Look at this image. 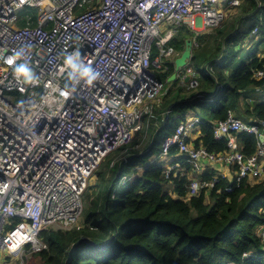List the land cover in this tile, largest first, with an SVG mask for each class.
I'll use <instances>...</instances> for the list:
<instances>
[{"label":"built area","instance_id":"obj_1","mask_svg":"<svg viewBox=\"0 0 264 264\" xmlns=\"http://www.w3.org/2000/svg\"><path fill=\"white\" fill-rule=\"evenodd\" d=\"M240 3L0 0V259H9L3 264H25V257L47 249L41 232L56 229L54 225L79 228L89 178L108 154L132 141L144 120L156 118L154 108L167 91L156 74L175 52L168 43L178 28L188 24L191 30H212ZM260 27L255 24L249 37L264 45ZM20 49L37 76L33 85L18 84L12 73L9 58ZM76 49L101 76L94 87L78 85L65 98L61 93L71 82L60 69L64 54ZM187 73V88L196 89L197 78L190 68ZM252 76L264 79V65ZM204 96L195 92L190 100ZM199 124L197 116L185 115L161 144V156H169L171 148L185 156L186 196L209 191L219 177L227 179L222 172L205 178L206 161L225 167L231 184L227 191L242 181L264 178V121H243L228 112L214 122V137L227 139L221 152L189 141ZM241 132L256 137L249 155L236 142ZM171 170L183 174L179 162L169 163L166 174ZM257 235L264 243V225ZM249 255L245 252L242 258Z\"/></svg>","mask_w":264,"mask_h":264},{"label":"trees","instance_id":"obj_2","mask_svg":"<svg viewBox=\"0 0 264 264\" xmlns=\"http://www.w3.org/2000/svg\"><path fill=\"white\" fill-rule=\"evenodd\" d=\"M237 8L239 17L234 23L223 22L210 34L195 35L186 24L178 28L168 44L180 54L185 39H196L198 46L192 49L188 67L196 71L195 92L205 96L190 100L195 92L178 85L179 79L167 82L172 62L157 72V78L168 85L156 109L159 124L153 127L146 122L140 132L149 136L140 150L118 155L134 146L133 138L102 160L91 176L93 182L84 190L79 228L41 232L48 248L35 254L42 264H64L72 243L80 237L94 245L80 244L70 264H264V243L257 235L264 225V178L242 181L227 191L230 182L219 177L209 191L186 196L189 166L183 162L185 156L176 155L174 148L168 153L175 156L170 164L179 162L183 174L174 170L166 174L169 164L158 161L164 138L188 110H195L200 118V135L194 146L210 152L226 148L227 139L215 138L212 127L228 112H235L243 121H264V100L250 102L244 93L264 90V79L252 76L254 69L264 65V48L243 55L240 44L259 22L264 34V0H241ZM199 60L202 71L197 68ZM216 86L217 93L209 99ZM240 98L244 109L239 107ZM236 138L245 155L254 151L253 134L241 132ZM204 177L210 174L204 173ZM245 252L250 255L242 258Z\"/></svg>","mask_w":264,"mask_h":264},{"label":"clouds","instance_id":"obj_3","mask_svg":"<svg viewBox=\"0 0 264 264\" xmlns=\"http://www.w3.org/2000/svg\"><path fill=\"white\" fill-rule=\"evenodd\" d=\"M21 60L23 62H18ZM9 64L18 84L33 85L37 82V76L25 58L24 49L15 52L9 58ZM60 70L61 72H67V79L71 82V87L61 93L65 98H69L75 93L78 85L83 84L88 87H94L95 82L101 76V73L92 67L91 62L86 63L83 60L79 49L64 54L63 64ZM19 103L20 107H24V101H20Z\"/></svg>","mask_w":264,"mask_h":264},{"label":"rangeland","instance_id":"obj_4","mask_svg":"<svg viewBox=\"0 0 264 264\" xmlns=\"http://www.w3.org/2000/svg\"><path fill=\"white\" fill-rule=\"evenodd\" d=\"M238 9L236 8V9H232V10H230L229 12H228V15H227V17H226V19L224 20V22H226V21H228V22H231V23H234V21L235 20H237V18L239 17V16H237L238 15ZM188 25V24H187ZM188 27H190L189 25H188ZM219 29H221V27L220 28H218V30ZM224 30H226V29H223V31ZM193 32H196V33H198V34H203V33H208V34H210V33H212L213 31L212 30H208V29H205V28H203V29H201V30H197V31H195V30H192ZM241 44V46H242V53H243V55L245 54V53H251V52H254V51H256L257 53H260L261 51H262V49L264 48V45L263 44H261L260 42H259V40L257 39V38H255V37H249V34L248 35H246V37H244V39H243V41L240 43ZM240 44H239V46H240ZM197 68L200 70V71H202L203 70V63H202V61H198V63H197ZM257 88H260V87H257ZM190 90V93H193V92H195L197 89H189ZM212 92L213 93H217V91L215 90V89H213L212 90ZM247 96H250L249 97V100H250V102L252 101V100H254V101H261V100H264V90H262V89H256V91H254V92H244ZM241 99V98H240ZM241 104L239 105V107L240 108H242V109H244L245 108V105H244V101H243V99H241V102H240ZM239 104V103H238ZM154 112H156V109L154 108ZM233 115L235 116V117H237V114L235 113V112H233ZM191 118V117H190ZM239 118V117H238ZM239 119H241V118H239ZM146 121L147 122H149L148 124L149 125H152L153 127H156L158 124H159V120H157V118H153V119H151V118H148V119H146ZM146 121L144 120V122L142 123V126H141V129L137 132V134L135 135V137H134V139H135V141H136V143L134 144V146L132 147V148H130V147H128V149L126 150V151H121L118 155H121V154H125L127 151H135V150H140L141 149V147L143 146V144L147 141V139H148V136H149V133H144V134H141V130L145 127H147V125L148 124H146ZM121 148V147H120ZM114 152V151H113ZM113 152H111V153H113ZM128 153V152H127ZM114 157H117V155L116 156H114ZM166 160H167V157H165V156H160L159 158H158V161L163 165V163H166ZM91 182H93V178L92 177H90L89 178V180H88V184H90ZM87 184V185H88ZM81 223V217H80V219H79V224ZM54 228H56V229H61V228H59V226H57V225H54ZM23 258V257H22ZM5 260H9V259H5ZM24 261H25V264H42V261L40 260V258L38 257V256H36V254H34V255H31V257H29V258H24L23 259ZM12 262H15V264H17V262L18 261H14V260H12ZM3 264V263H2Z\"/></svg>","mask_w":264,"mask_h":264},{"label":"crops","instance_id":"obj_5","mask_svg":"<svg viewBox=\"0 0 264 264\" xmlns=\"http://www.w3.org/2000/svg\"><path fill=\"white\" fill-rule=\"evenodd\" d=\"M237 9H238V8H237ZM237 12H238V11H237ZM186 25H187V24H186ZM187 26H188V25H187ZM220 26H221V25H220ZM197 35H198V34H197ZM258 40H259V39H258ZM193 48H194V47H193ZM193 48H192V49H193ZM177 56H179V53L175 51L174 54H173V56H172L171 59H170V62H172V61L174 60V58H176ZM188 68H190V69L192 70L193 75L196 74V71H193V69H192L191 67H188V64H187L184 68H182L180 71H178L177 76H176V78H175V79H179V83H178V85H180V86H186V90H187V85H186V82L184 81V77H185L186 75H188V73H187ZM195 77H196V76H195ZM175 79H174V80H175ZM172 81H173V80H172ZM167 82H168V81H167ZM166 87L168 88V85H167ZM214 89L217 91L218 86H216ZM210 94L215 96V93H213V92H211ZM162 98H163V97H162ZM159 105H160V104H159ZM159 105L156 107V109L159 107ZM185 115H186L187 117H192V116H197V117H198V115H197V113H196L195 110H188V111L185 113ZM156 116H157V113H156ZM198 118H199V117H198ZM199 119H200V118H199ZM250 120H251V119H250ZM199 135H200V127L197 126L196 129H195V131H194V133H193V134L191 135V137L189 138V141L193 144L194 140H195L197 137H199ZM236 136H237V135H236ZM236 142H237V144H238V147L241 148L240 144H239L238 141H237V138H236ZM165 157H167V160H166V163H163V166H167V165L172 161L173 157H175V156L169 155V156H165ZM205 165H206V166H205V171H204L205 174H212V173L222 172V173H224V174L227 175V179L230 178L229 173L226 171L225 167H223L222 165H215L214 163H213V164H210V163H208L207 161L205 162ZM229 171L232 172V169H229ZM4 261H6V260H5V259H0V264L4 263ZM224 263H225V262H224ZM225 264H227V263H225Z\"/></svg>","mask_w":264,"mask_h":264},{"label":"water","instance_id":"obj_6","mask_svg":"<svg viewBox=\"0 0 264 264\" xmlns=\"http://www.w3.org/2000/svg\"><path fill=\"white\" fill-rule=\"evenodd\" d=\"M192 38H187L184 41V48L183 51L179 54V56H177L176 58H174V60L172 61L173 63V72L172 74L167 78L168 82H171L172 80H174L177 76L178 71H180L182 68H184L190 58H191V54H192ZM189 79V76L186 75L184 77V81L187 82ZM82 243H88L90 245H94L91 240H89L88 238L85 237H80L77 241H75L74 243H72L70 249L68 250V254L67 257L64 261V264H70V261L73 257V255L75 254V251L77 249V247L82 244Z\"/></svg>","mask_w":264,"mask_h":264}]
</instances>
